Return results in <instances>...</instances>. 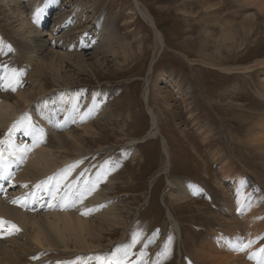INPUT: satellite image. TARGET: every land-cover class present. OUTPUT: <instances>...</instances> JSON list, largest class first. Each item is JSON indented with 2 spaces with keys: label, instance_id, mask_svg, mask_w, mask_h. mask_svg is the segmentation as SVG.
<instances>
[{
  "label": "rangeland",
  "instance_id": "obj_1",
  "mask_svg": "<svg viewBox=\"0 0 264 264\" xmlns=\"http://www.w3.org/2000/svg\"><path fill=\"white\" fill-rule=\"evenodd\" d=\"M22 1L29 21L41 24L39 15L44 9L40 4H32V0ZM138 1L143 7H149L152 16L154 13L156 24L165 35V45L156 61L158 45L155 32L135 8L134 0H55L53 3H62L67 14L79 18L78 24L68 27L67 40H81L85 44L81 50L89 63L88 68L71 63L63 65L62 75L70 84L68 87L84 89L86 92L80 95L84 98L93 97L92 93L98 89H108L110 93L106 115L92 118L88 122L92 128L83 130L80 127L70 143H81L89 152L85 155L88 167L98 163V166H93L97 169L108 163L105 162L108 157L115 163L117 172L105 180L104 194L106 197L109 193L118 196L120 212L136 233L130 261L137 259L138 264H144L150 256L154 259L150 264H196L198 259L187 260L189 255H193L194 243L199 245L204 236L215 228L224 231L225 220L231 215L238 216L244 223L246 215L255 211L264 222V159L257 156L259 150L255 145L259 142L250 143L253 136L248 135L254 123L264 117V98L261 95L264 93L261 83L264 66L250 73H227L219 69L255 65L264 59V35H261L264 34V16L251 6L241 8L230 0L225 12L226 21L220 22L221 28H210L212 20H208L200 12L202 10L199 11V6L187 5V1ZM213 1L216 0L210 2L211 6ZM58 8L59 5L53 9L50 7L41 26L43 37L50 45H53L57 25L62 19ZM240 9L248 14L257 12L256 17L246 16L244 20V17L235 15ZM190 13L196 19L188 18ZM7 18L8 12L0 0V36L4 38V49L0 50L2 82L7 77L19 78L27 67L24 52L19 54L24 45L19 42ZM230 24L227 34L234 35V38L224 40L219 32L223 29L225 33ZM248 32L252 35L248 36ZM209 33L214 34L210 39L206 37ZM96 37L98 48L95 49L90 40ZM55 44L61 51L62 47ZM87 46L88 49L85 48ZM44 74L41 84L33 89H30L32 83H25L26 90L35 89L36 95L40 96L42 83L47 89L59 90L48 70ZM13 82L12 93L15 95L17 89ZM189 85L190 93H186ZM145 89L149 91L148 103L144 100ZM77 102L80 104L79 99ZM148 106L159 114L161 120L157 135L149 136L152 118ZM207 121L209 126L201 128ZM212 128L213 131L209 132ZM231 131L236 137L241 136V144L235 142ZM200 132L205 136L211 134V140L203 141ZM260 133L257 135L259 138ZM47 134L51 136L49 130ZM163 139L167 142L170 157L168 172L161 170L167 160ZM52 144L57 146L54 141ZM231 147L234 150H230ZM133 149H136V158H132L130 150ZM219 149L228 154L235 152L232 156H235L237 169L230 173L241 172L245 176L243 186L247 182L251 184L250 188L245 187V193L238 202V193L232 189L230 181L225 182L227 193L216 185L215 181L223 170L219 169L220 162L213 161ZM170 179L173 182L180 179L193 182L203 188V192L180 205L168 194ZM56 190L63 195L57 202L65 198L68 203L69 191L66 192L63 185ZM70 192L72 196L73 191ZM227 197L231 199L232 207L226 204ZM48 198L43 200L42 212L47 211L43 207L53 201V194ZM169 212L178 220L180 228L173 226ZM118 230L121 234V229ZM218 234L226 243L228 234ZM120 236L118 234L113 239L119 241ZM137 236L139 242H135ZM261 238L262 243L264 229ZM150 239L155 241L152 245ZM147 252L149 256H146Z\"/></svg>",
  "mask_w": 264,
  "mask_h": 264
},
{
  "label": "bare ground",
  "instance_id": "obj_2",
  "mask_svg": "<svg viewBox=\"0 0 264 264\" xmlns=\"http://www.w3.org/2000/svg\"><path fill=\"white\" fill-rule=\"evenodd\" d=\"M2 1L8 12L9 26L13 29L16 37L19 38V42L24 45L19 54L24 52L25 66L27 67L19 78L10 79V77H7L4 82L0 81V176L3 175V178H6V176L11 175L12 178L10 184V190L12 191L8 195L0 197V218L16 225L19 229L14 231L10 225L0 229V264H108L109 261L121 258L125 250H129V254L127 259L124 260V264H138L137 260L129 261L133 249L134 233L120 212L121 205L118 196L114 197L109 193L106 197L102 186V182L111 176L109 173L114 164L107 161L108 163L97 169L93 166L88 167L85 163V155H88L89 152L85 151V147L81 143H70L72 139L76 138L75 133L80 127L83 130L92 128V125H88L92 118L106 115L109 106L107 105V97L110 94L108 89H98L92 93L93 97L91 98L80 97L81 93L86 91L68 87L70 84L62 75V68L65 63L75 64L82 68L89 67L86 55L80 49L85 44L81 40H67L70 33L68 27L78 24L79 18H73L69 15L70 13L67 14L62 3L53 5L55 0H32V4L39 3L44 9L39 15L41 24H34L29 21L28 16L25 14V5L22 4V0ZM183 1H187V5L190 4L193 7L199 6V11L202 10L200 12L208 20H212L210 28H214V26L221 28L220 22L226 21L225 12L230 0L213 1L212 6L210 5L212 0H193L191 3L190 0ZM232 1L238 3L241 8L251 6L258 11L259 15L264 16V0ZM134 3L141 17L155 32L158 45L154 57L156 61L162 46L165 45V35L156 24L153 9L152 16L151 10H148L149 7H143L138 0H134ZM57 5H59L57 11L59 10V16L62 19L57 25V36L53 40V45H50L43 37L45 34L41 30V26L50 7L53 9ZM256 13L248 14L246 10L240 9L235 15L244 17L245 20L246 16L256 17ZM187 16L196 19L191 13ZM231 17L232 15L229 14V18ZM231 24L225 30V33L222 31L223 29L220 30L219 33L223 36L222 39L234 38V35L227 34V32H230ZM213 35L209 33V36L206 37L210 39ZM251 35L252 33L248 32V36ZM261 35L263 37L264 34ZM3 40L4 38L0 36L1 51L4 49ZM90 41L93 48H98L97 37L91 38ZM55 43L62 47L61 51L55 47ZM85 48L88 49L89 46ZM259 66H264V59L257 61L255 65L236 68L219 67V69L227 73L234 71L250 73L254 72ZM45 70H48L55 86L60 89L52 91L44 87L42 83L39 89L40 96L36 95L35 89L32 91L26 90L25 83H32L30 89L35 88L40 83ZM13 81H15L17 89L15 95L12 93L14 91ZM261 83L264 87V79ZM253 86L255 87V84ZM190 88L189 85L185 92L188 93ZM148 92L145 89L144 100L147 103ZM261 95L264 98V93ZM77 99H79L80 104ZM148 111L152 118V128L149 136L157 135L161 123L159 114L149 106ZM208 123V121L205 122L201 128L209 126ZM47 130L51 132V136L47 134ZM212 131L213 128L209 132ZM259 132H262L260 138L257 136ZM230 133L234 136L235 142L241 144V141H243L241 136L236 137L232 131ZM201 134L203 141L211 140V134L207 136H205V133ZM250 134L253 136L250 143L253 141L259 142H257L258 144L253 143L256 144V147L258 146L257 156L263 160L264 117L254 123L253 128L248 131V135ZM184 138H187V134H184ZM53 141L57 145L56 147L53 146ZM166 144L167 142L163 139L167 159L161 169L164 172H168L170 168V160H168L170 157L168 145ZM230 150L234 149L231 147ZM130 151L132 158H136V149ZM234 154L224 153L219 149L215 152L213 161L220 162L221 168L219 169H223L220 172V178L215 181L217 187L221 190L223 188L227 193L225 182L230 181L233 184L232 189H235L238 193V199H236V202H238L245 193V187L250 188L251 184L247 182L246 186H243L242 182L245 176L241 172L230 173L237 169V163L233 158L235 156H232ZM259 178L257 179L259 180ZM173 181V179L169 180L170 187L167 191L172 201L178 202L180 205L203 192V188L198 187L193 182H187L185 179H180L178 182ZM57 182L59 184L55 185ZM259 183L261 184V182ZM60 184H64L68 188L66 192L73 191L68 203H66L65 198L62 202H57L61 197H58L59 195L55 190ZM19 192L21 194L17 195ZM51 192L54 197L53 201H50L48 205L46 204L43 208H46L47 211L42 212L43 200L48 198ZM30 200L38 204L34 205L36 209L33 212L27 211V207L21 204L25 201H27L26 204H29ZM225 202L232 207L229 197ZM254 212L246 215L244 223L238 216L231 215L230 218L225 220L226 229L224 231H217L215 228L207 236H204L199 245L194 243L193 255H189L190 258L187 260L198 259L199 262L196 264H264V251H261L264 249V244L260 240L262 239L264 222ZM170 221L176 229L180 228L175 217L171 216ZM118 229H121V234ZM219 232L228 234L226 243L221 241ZM118 234L121 235L120 240H114L113 238ZM242 248L243 250H241ZM150 262L149 260L144 264H150Z\"/></svg>",
  "mask_w": 264,
  "mask_h": 264
},
{
  "label": "snow or ice",
  "instance_id": "obj_3",
  "mask_svg": "<svg viewBox=\"0 0 264 264\" xmlns=\"http://www.w3.org/2000/svg\"><path fill=\"white\" fill-rule=\"evenodd\" d=\"M85 214H87V213H85ZM7 225H10L11 229L14 230V231H18L19 230L16 227V225L10 224V222L4 221L3 218H0V229L4 228ZM135 242H139V236H137ZM241 250H243V248ZM261 251H264V249H262ZM128 254H129V250H125L124 253H123V256L121 258L113 260V261H109L108 264H124V260L127 259Z\"/></svg>",
  "mask_w": 264,
  "mask_h": 264
}]
</instances>
